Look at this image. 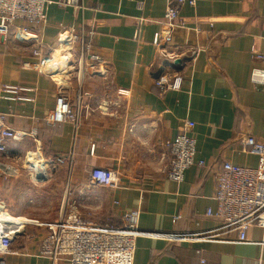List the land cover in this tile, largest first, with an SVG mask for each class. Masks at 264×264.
<instances>
[{"label":"crops","instance_id":"1","mask_svg":"<svg viewBox=\"0 0 264 264\" xmlns=\"http://www.w3.org/2000/svg\"><path fill=\"white\" fill-rule=\"evenodd\" d=\"M49 1L44 24L17 21L0 36V114L15 133L7 157H0L5 168L0 203L10 214L2 217L7 223L33 222L13 238L11 253L0 257L4 264H68L38 255L42 229L34 223L70 211L113 226L122 225L125 212H138L139 230L155 236L138 237L132 259L120 264H264L263 230L253 226L246 241L238 242L206 215L215 210L214 175L223 162L261 166L258 156L242 151L240 139L264 141V84L251 80L254 69L264 70V60L256 58L264 56V0H197L194 7L183 6V26L172 31L167 44L183 51L177 68L165 65L152 44L168 0H80L82 8ZM22 26L27 31L20 34ZM62 28L84 29L100 67H74L54 77L37 71L32 52L59 60L54 51ZM190 49L199 51L193 59ZM162 73L178 74L180 89L160 93L154 82ZM3 86L28 91L6 95ZM60 93L77 112L76 122L47 124L44 118ZM185 121L194 123L195 160L204 165L187 169L176 184L162 172L169 159L165 143ZM61 155L70 159L52 169L50 161ZM41 167L49 177L31 179ZM93 169L117 172L118 187L92 185ZM48 184L55 187L54 205L32 202L30 193L38 197ZM210 235L219 236L207 239Z\"/></svg>","mask_w":264,"mask_h":264},{"label":"built area","instance_id":"2","mask_svg":"<svg viewBox=\"0 0 264 264\" xmlns=\"http://www.w3.org/2000/svg\"><path fill=\"white\" fill-rule=\"evenodd\" d=\"M197 0H168L163 16L161 30L154 34L152 44L159 49L165 60V65L175 66V62L182 58V50L174 47L167 49L172 31L183 26L179 18L180 10L187 5L194 7ZM49 0H0V36L5 37L11 26L17 21H22L28 26L41 25L46 20V9ZM62 7L80 6V0H58ZM26 27H21L20 34L26 32ZM86 34L81 28L77 33L74 29L65 31L59 37L57 55L59 60L52 61L54 54L43 55L39 49L32 52L38 58L37 71L43 75L54 77L56 75H68L74 67H100L101 60L90 53ZM190 59L195 58L198 49H190ZM256 58L264 60L259 54ZM180 64V63H179ZM178 64V65H179ZM254 83L264 84V70L254 69L251 73ZM182 78L176 73H162L154 82L160 93L168 90H178L181 87ZM27 89L3 86L2 92L6 95L18 96L27 92ZM13 99V97H5ZM20 100H29L18 97ZM77 112L72 108L68 97L63 93L58 94L54 108L44 121L47 124H60L63 122H76ZM5 117L0 114V157H7L6 146L15 138V133L5 127ZM194 123L185 121L180 131L172 141L165 143L169 153V159L163 168L165 177L176 184L182 182L184 172L197 165L203 167V161L195 160L196 141L191 135ZM243 152L256 155L260 158L261 166L249 168L223 162L220 169L214 175L213 201L215 210H208L206 215L218 219L223 234L234 233L238 242H245L248 230L255 226L264 231V141L247 135L240 139ZM70 155H61L50 161L52 169L59 164L68 162ZM5 168L0 164V171ZM69 173L70 170L68 169ZM31 179L36 181L48 178L47 170L41 167V173L33 171ZM89 180L92 185L107 191L115 190L119 183V174L107 169H93L90 171ZM66 194V191H65ZM115 203V202H114ZM9 214L0 203V257L11 253L10 246L13 238L22 231L23 225L32 224L26 219L23 221L7 223L2 215ZM10 215V214H9ZM138 212L127 211L120 226L98 224L80 218L76 212H60L53 221L34 223L42 229L38 242V255L50 259L53 263L63 260L68 264H120L132 259L135 252L136 240L142 235L155 236L139 230L137 225ZM29 222V223H27ZM21 224V227L18 226ZM219 235H210L207 239H217ZM205 238V237H204ZM205 238V239H206ZM0 264L4 261L0 259Z\"/></svg>","mask_w":264,"mask_h":264},{"label":"rangeland","instance_id":"3","mask_svg":"<svg viewBox=\"0 0 264 264\" xmlns=\"http://www.w3.org/2000/svg\"><path fill=\"white\" fill-rule=\"evenodd\" d=\"M49 172V171H48ZM49 177V176H48ZM63 176H60V178H62ZM50 184H48V186L46 187V189L45 190H42V191H40V193H42L41 195H39L38 197L37 196H33L32 195V193H30V196H31V201L32 202H34V201H36V200H38V199H40V200H45V202H40V203H44V204H46L47 203V205H54L53 203H54V195H53V193L52 192H54V188L55 187H53L52 185L51 186H49ZM46 194V195H45ZM26 196H25V194H23V195H21L20 197H19V200H22L23 198H25ZM49 213V212H48ZM37 218V217H36ZM57 218V217H56ZM55 218V219H56ZM49 220H53L54 219V216H52V217H49L48 218Z\"/></svg>","mask_w":264,"mask_h":264},{"label":"water","instance_id":"4","mask_svg":"<svg viewBox=\"0 0 264 264\" xmlns=\"http://www.w3.org/2000/svg\"><path fill=\"white\" fill-rule=\"evenodd\" d=\"M179 63H180V61L177 60V61L175 62L176 65L173 66V67H174V68H177V65H178Z\"/></svg>","mask_w":264,"mask_h":264},{"label":"bare ground","instance_id":"5","mask_svg":"<svg viewBox=\"0 0 264 264\" xmlns=\"http://www.w3.org/2000/svg\"><path fill=\"white\" fill-rule=\"evenodd\" d=\"M52 61H57V60H55V59H52ZM37 169H39L38 170V172H40L41 173V168H37ZM8 215V214H7ZM9 216V215H8Z\"/></svg>","mask_w":264,"mask_h":264}]
</instances>
